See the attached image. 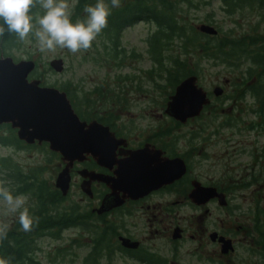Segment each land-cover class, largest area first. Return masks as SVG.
<instances>
[{"label": "rangeland", "instance_id": "obj_1", "mask_svg": "<svg viewBox=\"0 0 264 264\" xmlns=\"http://www.w3.org/2000/svg\"><path fill=\"white\" fill-rule=\"evenodd\" d=\"M170 1L177 8L174 14L179 21L197 31H199L197 24L206 22L220 29L221 34L228 32L227 35L231 33L264 35V8L257 5H246L229 13L220 0H200L196 7L190 6L184 0ZM68 3L73 23L86 19L84 8L78 10L76 0H68ZM37 7L36 15H42L44 9L39 4ZM33 24L34 32L39 29V25L35 20ZM155 28L153 21H136L126 25L120 36V47L124 48V52L120 53L119 58L106 54L110 48L104 44L103 40L106 41V38L102 34L96 36L89 49L72 53L66 48L59 47L55 50L42 51L38 40L30 33L24 40L17 38L16 44L3 54L11 55L16 60L33 58L36 67L30 75L40 78L43 84L60 88L66 83V86L78 89L79 94L83 89L88 91L95 85H100L102 90L111 87L113 101L101 96L100 93L94 92L93 95H89L90 107L86 108L83 105V108L88 110V115L94 112L107 116L110 113L128 124L146 127L150 131L159 127L163 132L171 131L180 134L182 138L195 139L192 143L182 140L194 148L192 152V156L195 157L194 174L207 180H219V184L224 185H230L239 179L248 180L250 173L260 170L264 161L259 158L263 153L264 127L248 125L257 115L249 111V107L254 106L252 96L241 92V87L234 86V83L240 80L237 76L239 71L218 65L212 58H201L195 52L181 56L183 52L177 39L162 48L163 60L162 64H159L152 58L148 42V37ZM175 55L179 59L186 57L184 64L186 69H192L198 64V82L211 96V102L201 115L189 118L183 123H175L166 112L167 115L162 112L163 104L171 90L165 69L171 65L167 56ZM54 57H62L64 67L62 71H56L49 65V60ZM69 81H72L73 85ZM216 85L223 87V92L219 96L213 93ZM229 118L234 125L231 126L227 122L221 124ZM1 156L7 158L10 166L5 168L0 165V183L10 191L15 190L13 185H9L10 182L30 181L34 172L40 180H45L46 177L54 181L61 170L60 159L40 148L14 151L0 146ZM31 168L35 170L32 176ZM229 185L227 187L229 208L225 209L224 206L213 202L211 215L207 221L205 218L202 219V222L212 226L219 224L218 219L221 218L226 231L237 232L235 249L222 253L218 245L207 241L200 244L199 240H193L188 235L180 242L171 243L164 239V253L168 254L166 255L168 259L173 258L174 264H264L260 255L251 250L255 249V244L247 234L252 225L254 204L258 199L264 201V176L262 179L252 181L247 187L229 189ZM178 207L182 215L181 223L192 222V227L188 226V231L192 232L198 222L197 215L203 210L194 209L183 203ZM11 218L14 220L19 218V212H10L8 205L0 199V222L9 224ZM235 224H241L244 231L242 229L235 231ZM82 235L64 231L59 237L40 239L38 241L40 250L38 249L35 255L43 264H95L92 260L86 259L91 257L87 256L89 250L85 244L89 239L84 233ZM149 238L155 237L150 234ZM173 245H176L175 249ZM96 264L108 263L99 258ZM110 264L145 263L114 258Z\"/></svg>", "mask_w": 264, "mask_h": 264}, {"label": "flooded vegetation", "instance_id": "obj_2", "mask_svg": "<svg viewBox=\"0 0 264 264\" xmlns=\"http://www.w3.org/2000/svg\"><path fill=\"white\" fill-rule=\"evenodd\" d=\"M137 21L147 20L141 18ZM1 55L8 54L2 52ZM30 74L31 72L28 79L35 78ZM165 105L166 101L163 104V113H165ZM93 114L86 116L84 110L78 113L81 119L88 122L96 119L108 126L109 133L106 134L107 138L104 141L98 139L93 151H84L82 159L73 161L65 193L52 178L45 177V180H40L33 168L30 175L34 173L30 181L20 180L9 183L15 187V190L11 191V193L16 191L13 195L27 196L25 207H28L29 214L33 217L32 229L27 232L19 224V218L16 220L11 218L9 224L0 222V225L8 226L6 233L0 237L16 238V245L8 247L19 254L16 250L22 246L23 251L25 250L32 258V262L30 259L22 261L17 259L16 264H43L35 255L37 250H40L38 241L43 238L59 237L64 231L79 236L85 234L89 239L85 243L89 250L87 256H91L86 259L92 260L95 264L99 258L108 264L114 258L122 261L137 260L145 264H161L158 262L166 259L167 263L174 264L173 258L168 259L166 256L168 254L164 253V239L171 243L180 242L182 238H186V235L193 240H199L200 244L207 241L218 245L219 248L221 242L218 236L224 235L232 239L233 250L235 249L237 232L226 231L221 218L218 219L219 224L212 226L202 222V219L205 218L207 221L211 215L213 202L224 206L225 209H228L230 204L228 184H219V180H207L194 174L195 157L192 156L194 148L183 143L182 140L192 143L195 139L182 138L180 134L171 131L163 132L159 127L150 131L146 127L128 124L110 113L107 116L103 114L93 116ZM167 116L175 123L180 122L170 115ZM17 130L18 127L13 126L11 121H0V146L14 151L40 148L60 159L59 170L65 166L68 160L62 159L59 151L51 149L48 141L27 142L18 137ZM102 152H105L106 158L101 157ZM0 158L5 160L6 157ZM177 159H182L185 164V171L180 176H177V170L180 168V160ZM122 161L127 163L129 173L127 181H122L118 174ZM165 161L166 165H161ZM2 165L5 168L10 166L9 164L6 166L5 163ZM146 169L149 173L145 182ZM161 174L166 175L167 181L156 183L159 177L156 179L155 177ZM254 175L255 172L252 171L250 178ZM160 180H164V177ZM196 181L202 185L215 186L217 191L224 194L226 204H220L218 196L210 197L205 202H194L189 197V191ZM180 203L203 210L197 215L198 222L195 224L193 221L195 225L192 232L188 231V226L192 227V222L181 223L182 215L178 207ZM175 227L180 228V236L177 238L172 236ZM241 227V224H235L234 230L244 231ZM212 231L217 232L215 239L210 237ZM150 234L155 238L150 239ZM121 237L136 240L138 244L135 247L126 246ZM173 248L175 249L176 245H173ZM4 256L14 255L6 254L3 244L0 243V258L4 259Z\"/></svg>", "mask_w": 264, "mask_h": 264}, {"label": "trees", "instance_id": "obj_3", "mask_svg": "<svg viewBox=\"0 0 264 264\" xmlns=\"http://www.w3.org/2000/svg\"><path fill=\"white\" fill-rule=\"evenodd\" d=\"M184 1L189 3L192 7H196L200 0ZM220 1L229 13L246 5H257L258 7L264 8V0ZM77 3V9L79 10L86 5H94L95 0H78ZM106 3L109 5L111 14L108 17L107 27L99 34H102V36L106 38V41L103 40L104 44L109 45L110 50L109 52H106L107 55L118 58L121 57L120 53L124 52V48L120 47V36L126 25L134 23L141 18L147 21H153L156 28L149 35L148 42L152 58L155 61L162 64V48L177 39L183 52L181 56H185L186 53L195 52L201 58H212L214 63L218 65L228 67L231 70H238L239 74H237V76L240 80L235 82L234 86L241 87V92H246L245 94L252 96L254 106H250L249 111L257 115L256 118L249 121L248 125L249 127H264V35H235V33L227 35L229 34L228 32L226 34H221L219 32L220 29H218L217 34H207L197 31L179 21V18L174 14V10H177V8L170 0H120V6L118 8L112 7L110 0H106ZM37 12L38 7L36 5V7L32 9V14L36 15ZM17 38L19 37L15 33L9 32H5L3 36H0V54L2 52L6 53L9 47L15 45ZM167 57L171 61V65L165 68L167 71L166 77H168V81L171 85V92L175 84L185 75L189 73L197 74L199 67L198 64H195L192 69H186L184 65L186 57L181 59H179L177 55ZM69 82L73 85L72 81ZM60 88L67 91L72 104L78 113H81L83 109L85 110L83 105H85L86 108L90 107L88 101H90L91 98L89 95H93L94 92L110 98L111 101L114 100V94L111 92V87H106L102 90L100 85H95L88 91H84L83 89L81 94H79L78 89L66 86V83H63ZM225 96L234 98V96ZM84 113L87 116L88 110H85ZM93 115L97 114L94 113ZM226 122L231 126L235 124L230 118L221 124L223 125ZM262 148L263 153L259 158L264 159V145ZM2 163H5L6 166L9 164V162L7 163L6 158L5 160L0 158V165H2ZM260 172H262V174ZM263 172L264 161L261 169L258 170L251 179L236 180L230 185L228 184L229 189L239 186L247 187L252 181H257L258 178L262 179L264 176ZM252 216V225L247 233L255 244V249L251 250L256 251L264 263V201H256L252 209ZM15 239V237H10L8 239L7 236L0 239V243L3 244L6 254L9 253L10 255H14L13 257L4 256V259L8 260L10 264H16L17 259L21 261L24 259H30L32 262V258H30L25 250L23 251L22 246L16 250L19 251V254L17 252L14 253V251L8 247L16 245ZM11 240L14 241V243H12ZM256 245L258 247H256ZM158 263L169 264L166 259L160 260Z\"/></svg>", "mask_w": 264, "mask_h": 264}, {"label": "water", "instance_id": "obj_4", "mask_svg": "<svg viewBox=\"0 0 264 264\" xmlns=\"http://www.w3.org/2000/svg\"><path fill=\"white\" fill-rule=\"evenodd\" d=\"M196 27L207 34L218 32L213 24L206 22H201ZM35 65L36 61L33 58L14 60L11 55L0 56V121H11L13 126L18 127V137L27 142L48 141L51 149L59 151L62 159L68 160L55 178L57 186L65 193L73 161L82 159L84 151H93L98 139L104 141L109 130L108 126L96 119L89 122L80 119L64 89L41 84L39 78L28 79ZM49 65L54 70L61 71L63 69L62 57L50 59ZM222 92L223 87L220 85H216L213 89L216 96ZM210 101V95L199 84L197 74L190 73L179 80L173 92L168 95L164 111L175 119L185 122L190 117L198 116ZM100 155L102 158L107 157L105 152ZM177 160H180V168L177 170V176H180L185 171V164L182 159ZM166 163L165 161L161 165H166ZM148 173L146 169L145 182ZM118 174L122 181L128 180L126 161L120 163ZM165 176L161 174L155 177V179L159 177L156 183L167 181ZM161 177H164V180H160ZM213 196L219 197L220 204H226L224 194L217 191L215 186L202 185L196 181L189 191V197L197 203L205 202ZM172 236L174 238L180 236L179 227H175ZM210 237L215 239L217 232L212 231ZM121 238L126 246L135 247L138 244L136 240L128 237ZM218 240L221 242L220 251L222 253L233 250L231 238L219 235Z\"/></svg>", "mask_w": 264, "mask_h": 264}, {"label": "clouds", "instance_id": "obj_5", "mask_svg": "<svg viewBox=\"0 0 264 264\" xmlns=\"http://www.w3.org/2000/svg\"><path fill=\"white\" fill-rule=\"evenodd\" d=\"M78 2V0H76ZM111 6L118 8L120 0H110ZM39 4L44 9L42 15H33L32 9ZM86 19L71 20L68 0H0V36L5 32L15 33L24 40L32 33L38 40L40 49L55 50L66 48L72 53L87 50L96 36L108 25L111 14L106 0H96L94 5H86L83 9ZM35 20L39 29L33 32ZM0 199L10 212H19V224L24 231H31L33 217L25 207L27 196H13L11 191L0 183ZM8 226L0 225V235L6 233ZM0 264H10L0 258Z\"/></svg>", "mask_w": 264, "mask_h": 264}]
</instances>
